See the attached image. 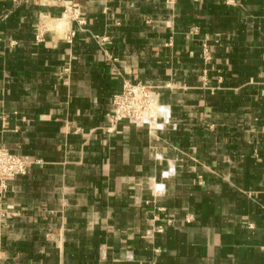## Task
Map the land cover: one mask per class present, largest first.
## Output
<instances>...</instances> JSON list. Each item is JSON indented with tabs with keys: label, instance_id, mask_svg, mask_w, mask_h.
Here are the masks:
<instances>
[{
	"label": "crops",
	"instance_id": "obj_1",
	"mask_svg": "<svg viewBox=\"0 0 264 264\" xmlns=\"http://www.w3.org/2000/svg\"><path fill=\"white\" fill-rule=\"evenodd\" d=\"M0 146V264H264V0H0Z\"/></svg>",
	"mask_w": 264,
	"mask_h": 264
},
{
	"label": "built area",
	"instance_id": "obj_2",
	"mask_svg": "<svg viewBox=\"0 0 264 264\" xmlns=\"http://www.w3.org/2000/svg\"><path fill=\"white\" fill-rule=\"evenodd\" d=\"M71 12L77 16L78 8L70 7ZM80 23L83 21L78 20ZM75 33L71 32L70 36ZM208 57V50L205 49ZM159 91L152 85L141 81H125L122 91L114 95L112 110L108 113L111 126L121 121L135 124H147L149 128L158 124L161 105ZM29 160L11 152L8 148L0 146V181L5 182L8 177H15L27 173Z\"/></svg>",
	"mask_w": 264,
	"mask_h": 264
}]
</instances>
